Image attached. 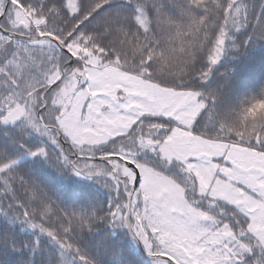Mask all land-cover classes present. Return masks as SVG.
I'll list each match as a JSON object with an SVG mask.
<instances>
[{"label": "snow or ice", "instance_id": "1", "mask_svg": "<svg viewBox=\"0 0 264 264\" xmlns=\"http://www.w3.org/2000/svg\"><path fill=\"white\" fill-rule=\"evenodd\" d=\"M112 3L0 0V126L25 147L32 133L59 144L62 132L73 151L61 150L56 165L101 178L117 196L106 211L66 209L15 171L18 160H0V195L8 197L0 215L20 219L60 249L59 259H37L39 239L4 229L0 264H100L78 235L105 221L131 230L152 264H264V114L249 133L253 99L236 124L217 117L219 131L205 133L199 117L208 104L190 84L208 78L233 33L251 26L247 42L264 41V17L251 16L244 0H180L178 16L164 0ZM193 31L203 33L209 67L194 61L189 80L165 78L176 40ZM107 68L131 72L140 83L97 81L96 72ZM105 145L112 150L104 151V164L93 163ZM28 151L51 158L45 147ZM149 152L156 164L139 158ZM171 166L182 175L167 174ZM126 264L139 261L129 254Z\"/></svg>", "mask_w": 264, "mask_h": 264}, {"label": "trees", "instance_id": "2", "mask_svg": "<svg viewBox=\"0 0 264 264\" xmlns=\"http://www.w3.org/2000/svg\"><path fill=\"white\" fill-rule=\"evenodd\" d=\"M220 2L222 0H216V3ZM244 2L249 5L251 16L264 17V0H244ZM127 3L128 0H113L111 7H126ZM164 3L169 15H179L180 0H164ZM109 10L110 8L101 9L85 27L91 29L95 20L103 17ZM251 33V26L241 32L233 33L234 41L229 39L222 59L211 66L212 70L208 78L190 81V84L203 94L208 104L199 117L200 129L205 133L214 135L219 131L217 117L224 118L226 124H236L242 107L248 106V102L253 99L255 103L249 109L247 125L249 133L253 130L252 122L264 114V99L260 98L264 93V41L253 39L248 43ZM203 51V33L185 32L182 39L175 42L174 51L170 55L169 68L164 71L165 78L179 80L182 76L186 81L189 80L191 73L195 70L194 61H197L195 68L209 67ZM19 127L20 125L16 126V128ZM227 130L226 128L225 131ZM10 137L11 132L4 126H0V145H9V150L0 151V160L9 158L18 160L15 171L37 183L61 207L77 210L96 208L106 211L116 201L115 191L106 186L101 178H83L76 175L69 167L56 165L54 158L63 150L60 142L57 144L47 135L32 133L26 138L27 147H25L13 144ZM28 147L32 151L45 147L51 158L33 157ZM106 150H112L111 146L105 145L98 149L97 153L103 154ZM139 158L153 164L158 162V158L150 152L141 154ZM103 164L98 163V165ZM166 172L173 176L182 175L175 166L167 168ZM2 184L3 182L0 181V187ZM0 202L7 204L8 197L0 195ZM203 207L207 209V204L205 203ZM227 207L231 208L230 205ZM4 229H10L18 238L39 239L40 248L37 250V259H47L49 255L60 258V249L50 238L33 231L20 219L17 218L13 223L10 218L5 219L0 215V231ZM78 243L100 264H126L129 254L133 255L139 264H152V260L146 259L139 250L126 227H113L106 221L100 223L92 232L86 231L79 234Z\"/></svg>", "mask_w": 264, "mask_h": 264}, {"label": "rangeland", "instance_id": "3", "mask_svg": "<svg viewBox=\"0 0 264 264\" xmlns=\"http://www.w3.org/2000/svg\"><path fill=\"white\" fill-rule=\"evenodd\" d=\"M74 51H79V49L76 48L74 49ZM95 79L99 82L105 83L107 86H112V82L116 80H125L127 83L133 84L134 86L140 83L137 80V78L134 76V74H130L128 72L122 71L121 69H117V68H107L101 71H97L95 74ZM67 143L71 145L68 139H67ZM102 155L103 154H99L96 152L95 157L102 156ZM80 176L83 178H88L83 175H80Z\"/></svg>", "mask_w": 264, "mask_h": 264}, {"label": "water", "instance_id": "4", "mask_svg": "<svg viewBox=\"0 0 264 264\" xmlns=\"http://www.w3.org/2000/svg\"><path fill=\"white\" fill-rule=\"evenodd\" d=\"M59 138L62 140V135L61 132L58 134ZM77 158V157H76ZM99 161H104L103 158H98ZM131 234L134 236L133 232L130 230ZM135 238V237H134ZM136 239V238H135ZM137 240V239H136ZM139 246L141 247L140 242L137 240ZM142 248V247H141ZM149 259H152V257H150L149 255L147 256Z\"/></svg>", "mask_w": 264, "mask_h": 264}]
</instances>
